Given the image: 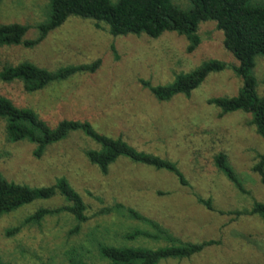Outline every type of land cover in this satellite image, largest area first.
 Returning a JSON list of instances; mask_svg holds the SVG:
<instances>
[{
    "label": "rangeland",
    "instance_id": "obj_1",
    "mask_svg": "<svg viewBox=\"0 0 264 264\" xmlns=\"http://www.w3.org/2000/svg\"><path fill=\"white\" fill-rule=\"evenodd\" d=\"M116 2L117 0H110ZM185 8L187 0H173ZM48 0H2L0 25L28 26L25 39L37 38L45 20ZM264 4V0H253ZM200 44L186 52L187 41L175 33L158 39L142 36L113 37L105 25L69 18L32 49L0 47L4 63L31 62L57 70L100 60L93 74L75 75L33 94L20 83L0 81V96L18 108H29L51 127L62 120L88 121L100 133L120 137L140 151L174 162L187 185L168 172L118 159L107 174L85 158L97 146L82 133H71L49 146L39 159L34 145L9 143L0 123V173L7 181L30 187L52 185L64 178L81 196L85 216L78 232L68 214L48 216L39 226L24 227L15 236L6 231L18 226L39 209L64 205L62 198L38 200L0 217V259L9 264H68L71 258L99 262L98 244L146 246V239L126 241L134 230H149L135 219L108 208L122 205L154 220L184 242L214 241L197 255L160 264H264V226L257 215L246 214L253 202L264 203V185L252 167L264 155V139L241 112L219 116L207 100L236 95L241 80L231 70L211 74L190 96L168 102L156 100L146 84L167 85L202 62L219 60L237 65L223 47V36L213 23L199 28ZM257 93L264 96V58L256 62ZM224 153L245 194L214 165ZM199 199L209 201L208 209ZM105 212V213H104Z\"/></svg>",
    "mask_w": 264,
    "mask_h": 264
},
{
    "label": "trees",
    "instance_id": "obj_2",
    "mask_svg": "<svg viewBox=\"0 0 264 264\" xmlns=\"http://www.w3.org/2000/svg\"><path fill=\"white\" fill-rule=\"evenodd\" d=\"M184 1V0H183ZM186 1V0H185ZM2 0H0V3ZM189 5L182 8L173 0H48L45 20L37 26L38 36L27 40L28 26L19 23L0 25V47L21 46L32 49L44 41L54 30L69 18L75 17L92 21L96 27L105 25L108 33L118 36H146L158 39L163 33H175L187 41L186 52L192 53L201 40L199 28L213 23L223 36V47L236 60L237 65L219 60H207L187 73L174 76L167 85L146 84L150 94L160 102H168L176 96H190L211 74L231 70L241 80L236 95L207 100V104L219 111V116L241 112L250 115L249 124L257 135L264 139V96L257 93L254 74L256 62L264 58V4L253 0H187ZM100 66V60L91 63L48 70L28 61L17 64L4 63L0 69V81L6 84L20 83L23 91L33 94L44 88L60 83L75 75L93 74ZM0 123H3L5 139L9 143L28 142L34 145L33 156L41 158L46 149L65 140L71 133H82L97 146L84 151L86 160L102 174L118 159L156 171L172 174L182 186L186 180L174 162L158 155L140 151L120 137H111L98 132L88 121L62 120L51 127L37 113L29 108H18L9 99L0 96ZM252 167L264 185V155L258 157ZM215 167L241 193H246L227 156L220 152L213 157ZM62 198L64 205L52 209H39L18 226L6 231V236L18 234L22 228L39 226L44 218L68 214L75 221L74 231L78 232L88 218L81 196L64 178L52 185L30 187L26 184L7 181L0 173V217L8 215L22 206L38 200ZM208 209L209 201L199 199ZM116 212L129 219L144 223L149 230H134L124 235L126 241L146 239L157 243L155 248L146 246H119L98 244L99 262H85L71 258L68 264H160L162 261L189 259L204 248L213 246L214 241L191 243L181 241L158 222L148 219L131 208L114 205L107 213ZM104 212V213H105ZM248 215H257L264 226V203L254 201ZM0 264H9L0 259Z\"/></svg>",
    "mask_w": 264,
    "mask_h": 264
}]
</instances>
